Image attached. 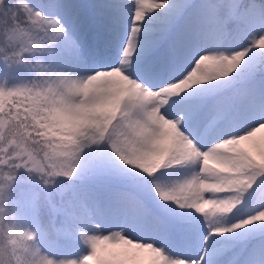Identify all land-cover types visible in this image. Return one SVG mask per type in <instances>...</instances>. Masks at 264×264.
Segmentation results:
<instances>
[{
    "label": "snow or ice",
    "instance_id": "obj_1",
    "mask_svg": "<svg viewBox=\"0 0 264 264\" xmlns=\"http://www.w3.org/2000/svg\"><path fill=\"white\" fill-rule=\"evenodd\" d=\"M0 218L59 264H264V0H0Z\"/></svg>",
    "mask_w": 264,
    "mask_h": 264
},
{
    "label": "clouds",
    "instance_id": "obj_2",
    "mask_svg": "<svg viewBox=\"0 0 264 264\" xmlns=\"http://www.w3.org/2000/svg\"><path fill=\"white\" fill-rule=\"evenodd\" d=\"M0 264H59V262L40 249L35 233L31 229L7 225L0 228Z\"/></svg>",
    "mask_w": 264,
    "mask_h": 264
},
{
    "label": "rangeland",
    "instance_id": "obj_3",
    "mask_svg": "<svg viewBox=\"0 0 264 264\" xmlns=\"http://www.w3.org/2000/svg\"><path fill=\"white\" fill-rule=\"evenodd\" d=\"M22 187H27L26 185L22 186Z\"/></svg>",
    "mask_w": 264,
    "mask_h": 264
},
{
    "label": "trees",
    "instance_id": "obj_4",
    "mask_svg": "<svg viewBox=\"0 0 264 264\" xmlns=\"http://www.w3.org/2000/svg\"><path fill=\"white\" fill-rule=\"evenodd\" d=\"M22 175H23V173H22Z\"/></svg>",
    "mask_w": 264,
    "mask_h": 264
}]
</instances>
